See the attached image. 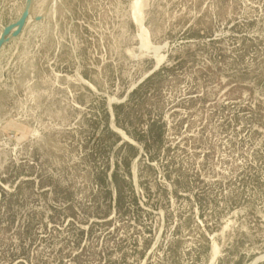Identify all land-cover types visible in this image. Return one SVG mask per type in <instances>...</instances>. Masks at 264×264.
<instances>
[{
  "label": "rangeland",
  "instance_id": "1",
  "mask_svg": "<svg viewBox=\"0 0 264 264\" xmlns=\"http://www.w3.org/2000/svg\"><path fill=\"white\" fill-rule=\"evenodd\" d=\"M134 2L0 48V264H264V0Z\"/></svg>",
  "mask_w": 264,
  "mask_h": 264
},
{
  "label": "water",
  "instance_id": "2",
  "mask_svg": "<svg viewBox=\"0 0 264 264\" xmlns=\"http://www.w3.org/2000/svg\"><path fill=\"white\" fill-rule=\"evenodd\" d=\"M35 0H24V5L18 18L4 27L0 31V48L3 44L14 37L21 35L30 20L38 21L42 15L32 16V5Z\"/></svg>",
  "mask_w": 264,
  "mask_h": 264
},
{
  "label": "bare ground",
  "instance_id": "3",
  "mask_svg": "<svg viewBox=\"0 0 264 264\" xmlns=\"http://www.w3.org/2000/svg\"><path fill=\"white\" fill-rule=\"evenodd\" d=\"M138 3H139V0H135V2L133 4V8H134V11H135V14H136V16L134 18H135V21L138 23V25L140 27L141 35L143 37V45L145 46L147 44L146 43L147 32L145 31V28L142 25L141 16H140L139 10L137 9ZM213 250L215 251V248Z\"/></svg>",
  "mask_w": 264,
  "mask_h": 264
}]
</instances>
